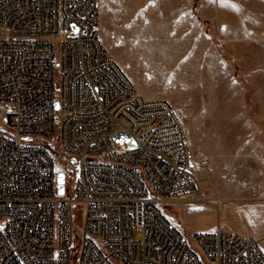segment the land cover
Listing matches in <instances>:
<instances>
[{
	"label": "built area",
	"instance_id": "2783aa9c",
	"mask_svg": "<svg viewBox=\"0 0 264 264\" xmlns=\"http://www.w3.org/2000/svg\"><path fill=\"white\" fill-rule=\"evenodd\" d=\"M100 18V0H0V264H264V240L168 218L206 201L186 125L139 92Z\"/></svg>",
	"mask_w": 264,
	"mask_h": 264
},
{
	"label": "rangeland",
	"instance_id": "374dc122",
	"mask_svg": "<svg viewBox=\"0 0 264 264\" xmlns=\"http://www.w3.org/2000/svg\"><path fill=\"white\" fill-rule=\"evenodd\" d=\"M100 9L111 55L143 96L170 101L186 125L206 201L168 205V218L188 236L264 233V0H100ZM5 120L0 108L3 132ZM77 162H59L62 195L73 193Z\"/></svg>",
	"mask_w": 264,
	"mask_h": 264
},
{
	"label": "crops",
	"instance_id": "0c3cea01",
	"mask_svg": "<svg viewBox=\"0 0 264 264\" xmlns=\"http://www.w3.org/2000/svg\"><path fill=\"white\" fill-rule=\"evenodd\" d=\"M145 97V96H144ZM147 99H157V98H147ZM229 232L239 233L246 236H252L259 240H264V233H258L257 231H248V230H230Z\"/></svg>",
	"mask_w": 264,
	"mask_h": 264
},
{
	"label": "snow or ice",
	"instance_id": "6c2138e0",
	"mask_svg": "<svg viewBox=\"0 0 264 264\" xmlns=\"http://www.w3.org/2000/svg\"><path fill=\"white\" fill-rule=\"evenodd\" d=\"M131 143H135L134 141H131ZM57 171L59 172L60 170L59 169H57ZM59 183H60V185H61V194L63 193V189H62V184H63V175L61 174L60 175V178H59ZM3 230V226H0V231H2Z\"/></svg>",
	"mask_w": 264,
	"mask_h": 264
},
{
	"label": "bare ground",
	"instance_id": "6f19581e",
	"mask_svg": "<svg viewBox=\"0 0 264 264\" xmlns=\"http://www.w3.org/2000/svg\"><path fill=\"white\" fill-rule=\"evenodd\" d=\"M220 200H221V199H220ZM209 202L215 203V200H211V201H209Z\"/></svg>",
	"mask_w": 264,
	"mask_h": 264
}]
</instances>
